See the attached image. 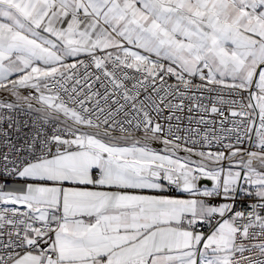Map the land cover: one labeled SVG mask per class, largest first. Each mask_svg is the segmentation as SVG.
I'll return each mask as SVG.
<instances>
[{
    "label": "snow or ice",
    "instance_id": "obj_1",
    "mask_svg": "<svg viewBox=\"0 0 264 264\" xmlns=\"http://www.w3.org/2000/svg\"><path fill=\"white\" fill-rule=\"evenodd\" d=\"M0 264H264V0H0Z\"/></svg>",
    "mask_w": 264,
    "mask_h": 264
}]
</instances>
